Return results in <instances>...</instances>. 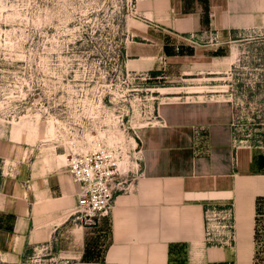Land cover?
<instances>
[{
    "label": "crops",
    "instance_id": "crops-1",
    "mask_svg": "<svg viewBox=\"0 0 264 264\" xmlns=\"http://www.w3.org/2000/svg\"><path fill=\"white\" fill-rule=\"evenodd\" d=\"M135 1L139 26L124 59L138 71L195 57L191 33L229 44L264 29V0ZM189 97L158 105L138 135V174L97 226L74 220L78 184L66 164L31 147L23 154L21 135H0V264L23 263L51 241L56 259L86 264H221L253 254L264 236V150L235 142V104L221 90ZM209 205L234 208L233 246L207 241Z\"/></svg>",
    "mask_w": 264,
    "mask_h": 264
},
{
    "label": "rangeland",
    "instance_id": "rangeland-1",
    "mask_svg": "<svg viewBox=\"0 0 264 264\" xmlns=\"http://www.w3.org/2000/svg\"><path fill=\"white\" fill-rule=\"evenodd\" d=\"M136 15L135 0H0V135H21L23 154L35 148L64 167L72 138L120 149L128 185L136 159L124 152L138 151L158 105L218 89L235 104L236 143L263 146L264 29L229 44L203 34L195 57L138 71L124 59ZM213 54L232 63L204 60ZM240 257L221 264H264V236Z\"/></svg>",
    "mask_w": 264,
    "mask_h": 264
},
{
    "label": "built area",
    "instance_id": "built-area-1",
    "mask_svg": "<svg viewBox=\"0 0 264 264\" xmlns=\"http://www.w3.org/2000/svg\"><path fill=\"white\" fill-rule=\"evenodd\" d=\"M210 35L214 39L217 38L216 34ZM187 39L195 44L204 40L203 34L198 33H191ZM68 145L70 150L65 154L66 168L78 184L74 220L82 227L97 226L103 218L111 216L117 193L127 190L129 185L126 180L121 179V166L124 162L121 161L120 149L104 147L84 150L76 138L69 140ZM261 148L264 150V145ZM124 154L128 158L133 156L136 159V170H133L135 177L142 160L141 148L135 151L136 156L132 150L125 151ZM206 239L211 245L236 244L237 227L233 207H207ZM54 249V241L37 245L31 256L20 264H86L66 257L56 259Z\"/></svg>",
    "mask_w": 264,
    "mask_h": 264
}]
</instances>
